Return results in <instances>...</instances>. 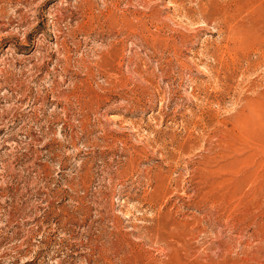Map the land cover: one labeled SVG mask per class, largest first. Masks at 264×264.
<instances>
[{
  "label": "rangeland",
  "instance_id": "obj_1",
  "mask_svg": "<svg viewBox=\"0 0 264 264\" xmlns=\"http://www.w3.org/2000/svg\"><path fill=\"white\" fill-rule=\"evenodd\" d=\"M0 264H264V0H0Z\"/></svg>",
  "mask_w": 264,
  "mask_h": 264
}]
</instances>
